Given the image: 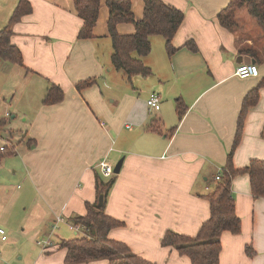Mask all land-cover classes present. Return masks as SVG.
Instances as JSON below:
<instances>
[{
  "label": "crops",
  "instance_id": "1",
  "mask_svg": "<svg viewBox=\"0 0 264 264\" xmlns=\"http://www.w3.org/2000/svg\"><path fill=\"white\" fill-rule=\"evenodd\" d=\"M27 1L31 12L10 25V41L21 51L25 67L8 64L0 97L6 92L12 98L18 93L26 101L31 96L36 99L39 92L42 96L32 114L23 108L27 126L24 131L12 129L17 137L6 155H16L21 164L27 184L20 199L32 207L36 202L49 218L31 227L34 238L45 236L53 245L30 246L25 256L19 248L18 259L22 264H64L66 250L59 247L64 238L58 226L52 230L55 218L62 216L71 224V217L86 214V203L98 199L96 184L114 178L104 210L121 224L110 229L108 237L154 264H190L187 256L163 246L161 239L167 231L195 236L209 217L205 195L226 164L240 117V136L232 152L234 168L264 160V48L244 8L237 10L236 19L247 28L239 30L246 36L217 20L229 0H162L184 15L171 39L175 51L168 55L164 38L151 36V50L141 58L151 73L134 75L128 88L125 75L111 65L104 0L93 37L88 39L77 38L82 21L72 0ZM18 2L0 0V30ZM143 8V0H131L135 20L142 18ZM133 31L131 23L117 25L119 34ZM187 41H193L196 50L187 48ZM248 62L258 66L259 74L236 76V67ZM16 69L22 72L14 81L10 72ZM92 77L97 78L96 84L80 91L75 88L77 82ZM51 82L61 87L64 97L44 105ZM253 89L257 96L241 114L244 98ZM153 92L160 96V108L149 112L146 100ZM179 99L184 106L181 118L176 111ZM150 124L158 129L150 130ZM101 160L113 167L122 160L119 172L103 176L98 167ZM11 164L16 173L17 165ZM231 195L241 228L236 234H221L219 264H264V197L251 194L246 173L232 177ZM6 240L7 236L0 238L2 243ZM248 245L252 255L246 252ZM107 263L95 259L72 264ZM0 264L13 263L0 255Z\"/></svg>",
  "mask_w": 264,
  "mask_h": 264
},
{
  "label": "trees",
  "instance_id": "2",
  "mask_svg": "<svg viewBox=\"0 0 264 264\" xmlns=\"http://www.w3.org/2000/svg\"><path fill=\"white\" fill-rule=\"evenodd\" d=\"M143 16L135 20L131 10V0H104L108 9L107 31L112 44L110 56L111 65L115 70H121L128 82L134 75L147 76L150 68L142 61V57L151 50V36L158 35L164 38L167 54L175 51L171 39L179 29L184 15L183 12L162 0H143ZM74 10L82 23L77 33L78 39L93 37V28L97 22L101 0H72ZM244 8L256 21L264 35V0H229L228 4L216 15L219 24L235 31L239 24L236 20L237 10ZM31 12V5L27 0H19L14 8L8 24L0 30V59L21 67L23 58L21 51L11 43L12 31L10 25L19 21L22 15ZM119 23H131L134 31L131 34H119ZM185 46L196 50L193 41H187ZM97 83L92 77L79 81L75 88L80 91ZM256 89L248 92L244 98L243 108L256 98ZM64 92L58 84L49 83L42 104L51 105L63 100ZM176 111L179 118L184 113L181 100L176 102ZM241 118L226 164L219 174V179L211 181L212 187L205 195L209 203V217L201 224L195 236H186L173 231H167L162 239L163 246H171L189 258L190 264H219L221 249L220 236L224 231L236 234L240 231L241 220L236 214L234 201L231 195L232 177L246 173L249 177L251 194L255 197H264V160H251L243 168H234L232 152L237 146L240 136ZM3 122V118H0ZM150 130H157L154 124L148 126ZM3 147V146H2ZM11 147L0 149V160L11 153ZM114 178L107 182L96 184L97 196L104 195L103 205L98 206L97 199L86 203V214L75 215L70 218L72 225L78 227V233L72 238L63 239L59 247L66 250L64 264L86 262L95 259H106L107 264H154L145 258L133 253L128 245L108 237L110 229L121 224L120 221L109 216L104 210V202ZM249 255L253 254L250 245L246 247Z\"/></svg>",
  "mask_w": 264,
  "mask_h": 264
},
{
  "label": "rangeland",
  "instance_id": "3",
  "mask_svg": "<svg viewBox=\"0 0 264 264\" xmlns=\"http://www.w3.org/2000/svg\"><path fill=\"white\" fill-rule=\"evenodd\" d=\"M242 12L244 16H247L252 28L254 30L256 29V33L254 34L260 41V46L264 48V35L260 27L245 9H243ZM239 13H241V10ZM236 20L239 26L237 29H235V31L239 33L241 30L246 31L247 28L245 27V25L243 27V24H240L242 23V20ZM240 34L243 36L247 35V33L245 32H241ZM8 64L9 66L14 65L0 59V88L6 85L2 80V77L5 76L9 71ZM17 66H15L14 68H17ZM21 72L22 71L18 69L15 70L14 74L10 72V78H12L14 81L15 78L19 79ZM118 72L124 74L121 70H119ZM98 82L100 91L104 94L103 96H107L105 94L106 92L103 90L105 86L99 80ZM128 88H131L130 82ZM30 89L34 95L37 94L34 91L33 85L30 86ZM3 91L6 92V90ZM37 95L38 97L42 96L40 92ZM38 97L34 99V96H31L30 100L26 101V99L19 96L18 93H16L13 98L12 96H10V94H8V92H6V94H2V96L0 97V118H3V122H0V146L10 148L11 144L15 143L17 134L15 131H12V129H20L22 131L25 130L28 121H24L25 116H21V112L25 110L23 108H27L28 111H26V113L29 115L32 114V112L30 111L37 105L39 100ZM109 99H112V97H109ZM9 103L11 104V106L7 107ZM13 115L15 116L12 117ZM28 119H30V117H28ZM2 159V162L0 163V224L2 225L7 236V240L3 242L8 243L7 245H10V247L6 249L5 247L7 246L4 245L5 243L0 242V255H3L5 257L7 263L11 262L13 264H22L23 261L19 260L18 257H21L22 253L25 256V252L27 249H29L30 246H35L37 249H40L41 245H38L36 241L45 238V236H39L38 239L34 238L31 227H34L37 221L42 220V218H49L46 217L45 211L39 205H37L36 202L35 206L32 207L30 204L24 203H27V201H22L20 199L25 193L27 183L25 180H22V176L20 173L21 164H19L16 155H6L3 156ZM11 163H15L17 165L16 173H12L11 167H15L11 166ZM57 226L58 229H60L61 238L69 239L73 237L74 232L69 228L68 223L59 222ZM13 240H19V242H17L16 244L13 242ZM19 248H22L21 254L17 250Z\"/></svg>",
  "mask_w": 264,
  "mask_h": 264
},
{
  "label": "built area",
  "instance_id": "4",
  "mask_svg": "<svg viewBox=\"0 0 264 264\" xmlns=\"http://www.w3.org/2000/svg\"><path fill=\"white\" fill-rule=\"evenodd\" d=\"M234 74L240 78L255 77L259 74V69L255 63H251V62L240 63L236 67ZM146 105H147L149 112H154V111L159 110V108H160V96L154 92L151 93L146 100ZM0 149L2 150L3 147H0ZM98 167H99L100 173L105 177H109V176L114 174L113 166L111 164H109L108 162H106L105 160H101L98 163ZM215 179H219V174H217L215 176ZM59 222H65V219L62 216H57L54 220V223L52 224V230H55L57 228V224ZM69 228L71 230H75L76 232L78 231V227H76L72 224H69ZM0 238H1V240L6 239L5 231L2 228H0ZM36 243L38 245H41V247L43 249L47 246L53 245L52 241L49 239L37 240Z\"/></svg>",
  "mask_w": 264,
  "mask_h": 264
},
{
  "label": "water",
  "instance_id": "5",
  "mask_svg": "<svg viewBox=\"0 0 264 264\" xmlns=\"http://www.w3.org/2000/svg\"><path fill=\"white\" fill-rule=\"evenodd\" d=\"M121 162H122V160H119V161L114 165V167H113V172H114V174L119 172V169H120V166H121ZM103 199H104V195H103V194H99V195H98V199H97V204H98V206H102V205H103Z\"/></svg>",
  "mask_w": 264,
  "mask_h": 264
}]
</instances>
